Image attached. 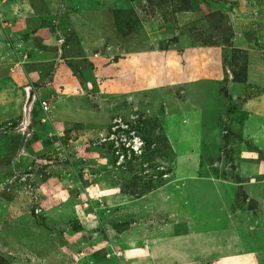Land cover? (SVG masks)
I'll list each match as a JSON object with an SVG mask.
<instances>
[{"label":"rangeland","instance_id":"obj_1","mask_svg":"<svg viewBox=\"0 0 264 264\" xmlns=\"http://www.w3.org/2000/svg\"><path fill=\"white\" fill-rule=\"evenodd\" d=\"M257 128L264 0H0V264H264Z\"/></svg>","mask_w":264,"mask_h":264},{"label":"crops","instance_id":"obj_2","mask_svg":"<svg viewBox=\"0 0 264 264\" xmlns=\"http://www.w3.org/2000/svg\"><path fill=\"white\" fill-rule=\"evenodd\" d=\"M35 26L36 25H32V28L30 29V27L27 29L25 26H23L22 25V27H23V30H20V31H23V36H24V39H23V41L22 42H20L21 44H29V43H31L32 44V41H35V40H38V41H42V39H44V41L46 42V38H45V36L49 33V32H51V30H35ZM26 28V29H25ZM9 33H10V36H11V31H9ZM9 36V37H10ZM14 36H15V33H14ZM34 39V40H33ZM38 50V48L35 46V47H33V49H31L30 51L32 52V55H31V57H32V61H35L36 63H48L49 62V59H50V57L52 56V57H54V60L56 61L57 60V57L54 55L53 56V54L51 53V54H48V53H46L45 55H50V57L49 58H45V56L43 55V54H38L37 52H35V51H37ZM41 55H43V56H41ZM29 58H30V56H29ZM51 62H52V60H51ZM32 63H34V62H32ZM28 74V73H27ZM28 79L29 80H31V78H30V76H29V74H28ZM61 81L62 80H60L59 78H58V76L56 77V78H53V80H52V82H51V84L50 85H48V87H46V88H43V89H40V90H38V91H35V89H33L35 92H34V94L36 95V98L39 100V98H40V96H42V91H45L46 89H48L49 91H46V94H45V96L51 91V93H55V91L56 90H59V89H61L60 88V86H59V83H61ZM71 81H72V83L74 84V82H73V80H72V78H71ZM29 83H30V85H29V87H31L32 86V84H33V82H30L29 81ZM14 84V83H13ZM21 85H23V82H21V84H20V86H17L16 84H14L13 85V87H15V88H22V86ZM33 87V86H32ZM31 87V88H32ZM34 88V87H33ZM26 90V88L24 89H22V95H23V100H24V102H25V100H26V94H25V91ZM33 93V92H32ZM72 96V95H71ZM70 98V97H69ZM69 100V99H68ZM75 100H78V101H80V99L79 98H74V97H72L70 100H69V103H71V102H73L74 104L76 103L75 102ZM71 101V102H70ZM33 104H34V102H33ZM32 104V106H31V108H30V115H31V111H32V108H33V105ZM29 122H30V120H29ZM256 132H257V134H259V135H263L264 136V130H262V128H257V130H256ZM258 150V149H257ZM258 151H260V150H258ZM259 199V198H258ZM246 259H248V260H246V262H245V264H258V260H257V257H255V255L254 254H251V255H247V256H244ZM199 261H201V259H199ZM218 264H240V261L237 259V258H232L231 260H227V261H221V262H219Z\"/></svg>","mask_w":264,"mask_h":264},{"label":"built area","instance_id":"obj_3","mask_svg":"<svg viewBox=\"0 0 264 264\" xmlns=\"http://www.w3.org/2000/svg\"><path fill=\"white\" fill-rule=\"evenodd\" d=\"M60 43V42H59ZM34 100H35V97H34ZM38 102V105H39V109L41 110L42 114H44L45 116L48 115L47 112H48V107H47V103L44 102V101H40V100H37ZM119 128L118 127H115L112 129V133H114L116 130H118ZM115 135L112 134L111 138H108L109 142H113V140L115 139ZM139 140L136 138V137H132V138H129L127 140H124L122 143L124 145V148L127 152V156L130 157L131 155L133 154H137L138 152V147L140 146V141L138 142ZM117 145V143H116ZM122 153H120L119 151H116V156H117V159L119 162H121V160L124 158L123 155H121Z\"/></svg>","mask_w":264,"mask_h":264},{"label":"water","instance_id":"obj_4","mask_svg":"<svg viewBox=\"0 0 264 264\" xmlns=\"http://www.w3.org/2000/svg\"><path fill=\"white\" fill-rule=\"evenodd\" d=\"M26 97H27V100H26V104H25V107H24V120L27 121L26 125L28 126L29 125V114H30V108H31V105L33 104L34 102V95L32 93L31 90H29L28 88L26 89Z\"/></svg>","mask_w":264,"mask_h":264},{"label":"clouds","instance_id":"obj_5","mask_svg":"<svg viewBox=\"0 0 264 264\" xmlns=\"http://www.w3.org/2000/svg\"><path fill=\"white\" fill-rule=\"evenodd\" d=\"M57 41H58V40H57ZM31 91H32V90H31ZM33 95H34V94H33ZM35 100H37V98H35ZM35 100H34V101H35ZM29 115H30V114H29Z\"/></svg>","mask_w":264,"mask_h":264}]
</instances>
